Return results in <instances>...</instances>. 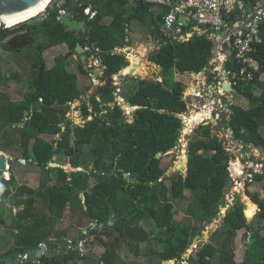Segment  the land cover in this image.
I'll return each mask as SVG.
<instances>
[{"label":"trees","instance_id":"trees-1","mask_svg":"<svg viewBox=\"0 0 264 264\" xmlns=\"http://www.w3.org/2000/svg\"><path fill=\"white\" fill-rule=\"evenodd\" d=\"M239 1L253 7L260 0ZM74 4V0H65L61 8L72 9ZM56 5V0L51 2L44 20L20 23L14 29L0 28V48L18 54L22 52V45L30 44L26 47L33 56L26 58L39 65L21 100L11 101L7 94L0 92L1 138L8 144L13 143L21 159L32 163L42 173L36 192L27 185L16 188V178L10 173L7 181L0 172V210L11 194L14 207L18 209L9 227L14 232L12 247L18 241L27 253L52 237L61 240L54 226L69 210L72 213L80 211L90 220L96 219L97 225L105 229L102 234L113 232L119 243L133 255H138L142 244L153 243L154 249H149L147 256L180 262L196 235L201 234V228L177 221L171 200H184L188 192L191 202L187 203L184 215L199 223H211L219 211L215 216L208 215L224 198L230 178L231 156L223 142L210 135L209 125H200L196 128L199 138L189 142L187 147L186 175L176 173L162 179L169 167L163 165V159L178 146L184 127L178 116L187 112L185 85L175 77L206 70L212 61L214 44L206 37H195L187 42L162 38L159 32L162 14L156 15L149 6L134 5L130 0H89L87 7L95 15L92 19L87 17V36L78 38L57 20L59 8ZM236 16L233 15L231 23ZM104 19L109 22L105 24ZM132 22L146 26L159 44V48L148 56V62L160 68L162 80L134 79L136 89L125 101L138 109L128 122L114 95L119 88L113 79L129 67L125 55L115 51L131 47L128 36ZM259 36L261 43L256 45L253 53L258 62L253 80L248 86L235 88L238 96L249 101V108L231 106L228 127L235 134V140L245 146L251 145L264 155L261 134L264 127V21L259 26ZM85 42L91 47V51H86L87 59L97 51L96 57L103 68L99 79L103 84L78 108L84 124L74 125L67 120L66 114L70 105L80 100L85 92L78 88V77L66 70V60L68 56L76 55L74 50L78 43L83 46ZM10 43L15 45V50H11ZM61 45L66 46L67 54L58 56L55 64L47 68L44 52ZM229 67L235 68L232 60L225 64L226 69ZM78 70L83 76L89 75L81 61ZM208 77L209 84L217 83V74L209 73ZM20 79L17 72L5 76L0 71L2 87ZM254 88L261 90L259 96L254 94ZM39 102L42 106L33 109ZM9 129L13 137L8 135ZM56 135L59 137L55 138ZM44 136L52 139L47 141ZM88 145L91 146L89 161L84 151ZM1 151L7 152V149ZM158 154L161 157L158 158ZM51 163L70 164L77 169L92 164L93 169L89 172L57 169V181L49 184ZM98 172L103 175L98 176ZM248 172L252 178L247 182V188L251 182L264 181V169L260 173ZM107 173H111V177H105ZM247 188L246 196L258 207L253 220L247 222L243 204L236 197L224 217L223 239L216 245L209 242L199 246L198 259L191 264H239L231 243L242 229L248 232L249 242L248 254L240 264H264V202ZM262 189L264 191V185ZM118 215L122 216L117 218ZM150 219L155 224V234L151 237L140 227L143 221ZM109 221L114 222L112 227L108 226ZM3 223L0 215V225ZM56 250L57 253L51 254ZM46 252L35 263L25 260L20 264H88L86 255L75 247L52 246ZM92 263L130 264L119 256L117 246L113 245L106 246L101 257Z\"/></svg>","mask_w":264,"mask_h":264},{"label":"rangeland","instance_id":"rangeland-1","mask_svg":"<svg viewBox=\"0 0 264 264\" xmlns=\"http://www.w3.org/2000/svg\"><path fill=\"white\" fill-rule=\"evenodd\" d=\"M51 6V4H49ZM36 19L41 20V16H36L32 19H29L28 21H25L23 23H33V21H36ZM109 20L104 19V23L107 24ZM20 24L10 27L8 29H14L19 27ZM128 39L131 42V47L125 48V49H116L115 53H122L125 55L126 59L129 60V66H132V61L128 57L129 54L134 55L140 60V64L144 65V71L142 72V79H153L156 81H161V78L159 77L160 68L155 66L154 64H151L148 62V56L156 51L159 48V44L156 40H154L151 37L150 31L146 26H141L138 22H132L131 24V33L128 36ZM30 44H25L20 47V50H22L21 53L15 54L11 51H5L2 48H0V71L3 75L8 76L11 73H19L20 74V81H12L7 87L0 86V92L5 93L9 96V99L11 101H19L23 98L24 93L29 88V82L34 77L35 73L34 71L39 68L38 64H32L28 62L27 56H33L31 51L27 49L26 46H29ZM15 45L13 44L11 46V50H15ZM26 47V48H25ZM25 48V49H24ZM217 49V47L215 46ZM24 49V50H23ZM62 47H55L52 49H48L44 52L43 61L47 68H51L55 64V59L64 53L67 54V50L64 52L62 50ZM142 49V51H141ZM146 49V50H145ZM217 54V52H216ZM75 55H70L68 58L71 59L69 62L67 58L66 62V70L68 72H73L76 69V63L73 60V57ZM76 57V56H75ZM77 58V57H76ZM32 64V65H31ZM71 65V66H70ZM85 65V64H84ZM213 65V69L216 68L219 63L218 60L211 61V66ZM88 66V64H87ZM86 66V67H87ZM95 65H93L94 67ZM100 67V63L98 68ZM72 68V69H71ZM88 68V67H87ZM212 69V70H213ZM99 70V69H94ZM130 70H133V68ZM207 70V69H206ZM205 70V71H206ZM133 74L135 72L133 71ZM192 74V73H191ZM96 79L99 84H95L92 82L91 77L85 76L83 78L80 76V81L78 83L79 89L82 92H85V95L81 97L80 100L75 101L73 104L70 105V108L67 111L66 117L68 121H71L74 125H83L84 119L81 115L80 110L78 109L83 101L87 100L89 98V95L94 93L98 86H101L103 83L101 81ZM177 81H182L185 85V91H184V98L185 101H187V112L182 116V123L184 125L181 134L187 135L186 141H182L181 143H178V146L169 153V157H165L163 159V165H169L166 175L170 177L172 174L180 173L183 176L186 175V167L185 164L182 168H178L177 164L179 163V158L185 156V162H187V147L189 142L199 138V133L196 132V128L200 125H209V131L211 136H216L220 141L223 142V145L226 148V151L229 153L230 157V163H229V174L231 179L233 180V187H232V193L229 198L227 197V202L225 206L219 210V214L213 219L211 223H199L196 222L194 219L190 218L189 216H185V208L187 203L191 202V197L188 192L185 193L184 200H171V202L174 205V212H175V219L177 221H180L190 227L198 226L201 228V234L196 235L194 238V241L189 246L188 250L183 254L182 260L180 262H174V261H160L159 258L154 256H147V252L149 249H154L152 247L153 243L149 244H142L139 247L138 255H133L128 250L119 243L118 237L113 232H108L106 234H102V232L94 234V236L89 235L88 233L91 231L96 230V224H93L92 221L86 217L83 213L80 211H77L75 213H72L71 211L67 210L64 218L62 220H59L54 228L55 232L59 237H61V240H67V241H76L78 244V251L82 255H86L88 259V264H93L92 262L98 260L101 255L105 251L106 246H117L118 254L119 256L130 264H191L192 262L195 263L198 259L197 252L199 250V246L205 245L209 242H212L213 245L218 244L223 239V236L221 232H224L225 225H224V217L227 213V211L232 207L233 203L235 202V198L237 197L238 200L245 204L244 198H247L250 203L251 200L248 198L245 193L246 191V184L247 182L251 181L249 178V170H252L255 173H260L261 167L263 168L264 165V155L262 152H260L257 149H254L251 145L245 146L243 143L235 140L230 133L227 131H221L219 128L214 125V123H203L200 124V121L205 118V112L201 111L199 114H196L195 112H198L199 104L204 101V94H207V87L209 89V77L204 75L202 72L199 74H195V76H191L188 74L184 75H176ZM204 85L202 86V80ZM114 85L118 86V90L120 92V97L116 98L119 101L121 108L124 110V114L128 117V122H131V117L133 115V109L128 108L126 105H123L120 102V99L126 100L136 89V82L134 78H130L127 76H115L114 77ZM207 85V86H206ZM88 88V90H87ZM117 90V91H118ZM116 91V92H117ZM202 94L198 96V93ZM261 93L260 89L254 88V94L256 96H259ZM227 99H224L222 102L226 105L227 114L231 113V106H239L243 109L249 108V101L242 98L241 96H238L236 92L228 94ZM202 113V114H201ZM195 116V117H194ZM196 118L193 119L192 118ZM198 117V118H197ZM90 120V119H88ZM12 130H8L9 136L11 135ZM261 134L264 137V127L261 129ZM2 135L0 134V152L7 157V163L9 164V168H11L10 172L6 171L3 173V177L5 180H7V177L10 179V175L12 174L16 178L15 187L19 188L23 185H27L32 190H37L39 187V183L42 180V173L38 167L33 165L32 163H29L27 161H24L21 159L20 153H17L16 150H14V144L13 143H7L3 138H1ZM13 137V136H12ZM55 138H58L59 135L54 136ZM18 138V137H17ZM44 138L47 141H50L52 138L48 136H44ZM180 140H182V135H180ZM238 142V145L236 144ZM1 149H7V152H2ZM85 154H87V161L90 160L89 153L91 152V146L88 145L85 147ZM184 152V153H183ZM184 154V155H183ZM17 158V159H16ZM232 162L234 164H239L240 172H238L239 175L233 174L232 171ZM253 164V165H251ZM65 166V165H64ZM90 170L93 169L92 164H90ZM48 178H49V184H54L57 181V168L51 167L48 168ZM260 170V171H259ZM7 173V176H6ZM11 173V174H10ZM166 177V178H168ZM8 181V180H7ZM264 185V181L262 183H252L247 188L250 193H257L261 200L264 202V191L262 189ZM37 192V191H36ZM84 200V196H80ZM229 201V202H228ZM40 207V206H39ZM257 207V206H256ZM18 209L14 207L13 204V194L9 195L6 198V201L3 203L0 215L3 220V224L0 225V253L2 251H5L8 248H11L14 243V236H13V230L9 227L12 223V217L13 214L16 213ZM258 212V207L256 210V213ZM255 213V214H256ZM254 214V215H255ZM215 216V213H213L210 217ZM254 217V216H253ZM246 219V218H245ZM253 219L247 220L248 223H250ZM258 223V222H257ZM256 223V227L257 224ZM259 225H262L261 223ZM140 227L143 228L147 233H149L150 237L155 234V224L153 221L145 220L140 224ZM16 229H14L15 231ZM87 230L86 236H84V240L82 242H79V239L83 235V231ZM16 232V231H15ZM248 232L244 229L239 230L237 232V236L234 239V241L231 243V249L235 253V260L237 263H242L244 260V255L247 250V244L249 242V237L247 236ZM264 235V230H263ZM50 240H56L55 238H51ZM116 242V243H115ZM199 242H201L199 244ZM53 246H57L58 248L61 245L54 244ZM67 247V246H64ZM72 250V249H70ZM47 253V252H46ZM50 253V252H48ZM57 253L56 251H51V254Z\"/></svg>","mask_w":264,"mask_h":264},{"label":"built area","instance_id":"built-area-1","mask_svg":"<svg viewBox=\"0 0 264 264\" xmlns=\"http://www.w3.org/2000/svg\"><path fill=\"white\" fill-rule=\"evenodd\" d=\"M56 1L59 21L64 13L61 5L65 0ZM130 3L147 5L156 15L162 14L159 32L161 37L168 41L187 42L195 37H206L214 44L213 56L219 65L214 69L212 65L213 70L210 73L221 75H217L216 84H210L209 89L207 87V94L203 96L197 92L198 96L204 97V101L199 104L198 112L195 113L205 112L206 117L200 124H208L212 120L228 122L230 113L227 114L226 105L222 101L231 93H226L222 85L227 83L234 93L235 88L248 86L253 80V71L258 69V62L254 59L253 53L256 45L261 43L259 26L264 21V0H260L253 7L246 6L239 0H130ZM46 9L47 7L39 14L41 20L47 18ZM236 14L235 20L231 23L233 15ZM84 15L92 19L95 14L91 13L88 7L84 9ZM230 60L234 69L225 68V64ZM88 69L93 72L95 67L91 64L88 65ZM92 72L89 73L92 82L99 84ZM221 76L224 77L223 80L220 79ZM181 135L182 140L179 139L178 143L186 141L187 135L183 133ZM6 168H9L7 163ZM263 169L264 165L261 167V170ZM249 178H252L250 174Z\"/></svg>","mask_w":264,"mask_h":264},{"label":"water","instance_id":"water-1","mask_svg":"<svg viewBox=\"0 0 264 264\" xmlns=\"http://www.w3.org/2000/svg\"><path fill=\"white\" fill-rule=\"evenodd\" d=\"M45 0H0V28L8 29L5 27L4 20L16 16H20L28 11H31L35 8H37L42 2ZM89 0H77L74 4V7L72 9H66L64 10V13L60 16L59 21L60 23L72 34H74L78 38H85L88 33V18L84 15V9L88 8ZM32 19V18H31ZM75 53L76 55L79 56L80 61H85L86 56L84 55V52L86 51H91V47L88 44V42H85L83 46L78 43L75 47ZM97 54V51L95 52V55ZM212 59H215V56H212ZM95 60H93L94 62ZM137 67V65L135 66ZM41 69L43 66L40 67ZM212 70L211 65L207 68V70L202 71L204 75H206L209 71ZM134 70H130L127 77L134 78L135 80L139 81L142 80V77L139 75H134L133 74ZM89 72H92L91 69H89ZM99 70H97L94 73V77L97 79L99 76ZM118 77L123 76L122 71L118 72L117 74ZM221 80L224 79L223 76L220 77ZM223 90L226 93H232L233 89L227 84L223 83L222 85ZM115 96L120 97V92L117 91L114 93ZM120 102L123 105H126L128 108H131L134 110L138 109V107H132L130 104H127V102L123 99H120ZM42 105L41 103H35L33 106L34 108H40ZM27 114V112L25 113ZM179 119L182 121V116H178ZM210 123H214L217 128H219L221 131H227L228 133L231 134V136L235 139V134L231 131V129L228 127V122L227 121H215L212 120ZM20 127V125H17ZM238 145V142H236ZM157 157H161V154H158ZM6 163H7V157H5L4 154L0 152V172L5 173L8 169L6 168ZM8 164V163H7ZM49 167H55L57 169H63L66 172H77V171H82V172H89L90 165H86L85 167L81 169H77L70 164L63 166L55 163L49 164ZM185 167L187 169V162H185ZM98 176H102L103 174L101 172L97 173ZM111 173H107L104 176L105 177H111ZM168 177L166 174L162 177V179H165ZM232 177L229 178L228 183L225 188L224 192V198H222L219 202V204L212 209L211 213L208 215L210 217L213 213H215L217 210L219 211L222 209L226 202H227V197H229L232 194V187L234 185L233 180L231 179ZM11 189V188H10ZM133 206V205H132ZM244 210L246 208V205L243 204ZM122 215H118L117 218H120ZM96 219L92 218V222H95ZM114 224L113 221L108 222V226L112 227ZM14 229H16V225L13 226ZM87 231L83 232V236L79 239V242H82L84 239V235L86 234ZM17 233H15L16 235ZM91 235H94L95 232H91ZM17 237V236H16ZM201 242H199L200 244ZM54 244L56 245H61V246H67L69 248L76 247L78 249V244L76 242L72 241H67V240H48L44 244L40 245L38 248H34L26 253L27 258L31 261H35L38 258H40L42 255L46 253L48 249H50ZM13 252L18 254L19 257H22L25 255L24 250L20 247V242L16 241L15 247L13 249ZM247 251L245 253V256H247ZM18 261H14L12 258L7 257L3 261H0V264H17Z\"/></svg>","mask_w":264,"mask_h":264},{"label":"bare ground","instance_id":"bare-ground-1","mask_svg":"<svg viewBox=\"0 0 264 264\" xmlns=\"http://www.w3.org/2000/svg\"><path fill=\"white\" fill-rule=\"evenodd\" d=\"M53 0H45L44 2H42L37 8H35V9H33V10H31V11H28V12H26V13H24V14H22V15H20V16H16V17H12V18H8V19H6V20H4L3 22H4V24H5V27L6 28H10V27H14V26H16V25H18V24H20V23H23V22H25V21H28L29 19H31V18H34V17H36V16H38L42 11H44V9L46 8V7H48L49 6V4H51V2H52ZM141 5V4H140ZM144 6V5H143ZM146 6V5H145ZM261 24V23H260ZM1 26V25H0ZM201 38V37H200ZM146 50V49H145ZM141 51H142V49H141ZM94 56V55H93ZM128 57L131 59V61H132V66H129L128 67V69H124L123 71H122V74H123V76H127L128 75V73H129V71H130V68L132 69L133 68V70H134V72H135V74L136 75H139L140 77H142V72H145L144 70V65H141L140 64V60L137 58V57H135L134 55H131V54H129L128 55ZM137 65V67H135ZM97 71V70H96ZM188 74V73H187ZM99 75H100V73H99ZM188 75H191V74H188ZM202 114V113H201ZM195 117V116H194ZM192 118V121H193V119H196V118ZM198 118V117H197ZM196 121H197V119H196ZM184 153V152H183ZM3 154V153H2ZM184 155V154H183ZM179 163L177 164V167L178 168H182L183 166H184V164H185V156H184V158H183V156L182 157H180L179 158ZM232 171L234 172V171H238V172H240V168H239V164H234L233 162H232ZM260 171V170H259ZM238 172H234L233 174H235V175H239V173ZM261 172V171H260ZM240 174H241V172H240ZM6 176H7V173H6ZM233 194V193H232ZM229 198V197H228ZM244 201H245V205H246V208H245V210H244V216H245V218H246V220H251L252 218H253V216H254V214L256 213V210H257V207H256V205H254L253 203H250L249 202V200H247V198H244L243 199ZM229 202V201H228Z\"/></svg>","mask_w":264,"mask_h":264},{"label":"crops","instance_id":"crops-1","mask_svg":"<svg viewBox=\"0 0 264 264\" xmlns=\"http://www.w3.org/2000/svg\"><path fill=\"white\" fill-rule=\"evenodd\" d=\"M57 47H62L63 49L62 50H64V52L67 50V52H68V49L66 48V46H64V45H61V46H57ZM55 48V47H54ZM52 49V48H51ZM214 50V49H213ZM86 54V52H84V55ZM64 55V53L63 54H61L60 56H63ZM77 58H76V57ZM74 57H73V60H74V62L76 63L75 65H76V70L75 71H73V72H69V73H72V74H75L77 77H78V83H79V81L81 80L80 79V76H82L83 78H85V76H83V75H81L80 73H79V70H78V63H79V61H80V58H79V56L78 55H75ZM86 56V55H85ZM213 56V55H212ZM70 58H68V60H69ZM93 60H95L94 62H93ZM213 60V59H212ZM71 61V59L69 60V62ZM127 61L129 62V60L127 59ZM66 62H67V60H66ZM81 63H83V67H84V69L85 70H87L88 72H89V69L87 68L88 66H87V64L88 65H91V64H93V65H95L94 67H95V69L97 68V69H99V73H100V75H98L99 77H101L102 76V74H103V68L100 66L99 68H98V66H99V63H100V60H98V58L96 57V55H94V56H91L89 59H87L86 58V60L85 61H81ZM85 64V65H84ZM210 65H211V63H210ZM209 65V66H210ZM71 66V65H70ZM87 66V67H86ZM52 67V66H51ZM72 69V68H71ZM126 69H128V68H126ZM124 70V69H123ZM122 70V71H123ZM96 72V70H94L92 73H93V77H94V73ZM90 73V72H89ZM210 73V71L206 74L207 76H208V74ZM215 74V73H214ZM221 75V73H217V75ZM205 75V76H206ZM90 76V75H89ZM117 76V75H116ZM191 76H195V74H191ZM95 78V77H94ZM98 79V78H97ZM100 80V79H99ZM162 80V79H161ZM205 80V78L202 80V86H203V81ZM78 88H79V86H78ZM117 98H119V97H117ZM116 98V99H117ZM118 100V99H117ZM119 102V101H118ZM120 105V104H119ZM7 166H9L8 164H7ZM9 180V179H8Z\"/></svg>","mask_w":264,"mask_h":264},{"label":"flooded vegetation","instance_id":"flooded-vegetation-1","mask_svg":"<svg viewBox=\"0 0 264 264\" xmlns=\"http://www.w3.org/2000/svg\"><path fill=\"white\" fill-rule=\"evenodd\" d=\"M10 46H12V44L10 43ZM68 165V164H67ZM50 168V167H49ZM115 217V216H114ZM117 217V216H116ZM92 221V220H91ZM93 224H96V230L95 231H91V232H95V234L96 233H99V232H103V230H105L104 229V227H102V226H98L97 225V223H96V221L95 222H92ZM84 231H87V230H84ZM83 231V232H84ZM91 232H89L88 234L89 235H91L90 233ZM87 233V232H86ZM83 236V235H82ZM84 236H86V234L84 235ZM91 236H94V235H91ZM84 240V239H83ZM73 242V241H72ZM74 242H76V241H74ZM16 243V242H15ZM14 247H15V245L12 247V248H8V249H6L5 251H2L1 253H0V261H3L4 259H6L7 257H9V258H12L14 261H18L17 262V264H20V263H22L23 261H25V260H29L28 258H27V255H26V253H25V255L24 256H22V257H19V255L18 254H16V253H14L13 252V249H14ZM55 247H57V246H55ZM72 248H74V247H72ZM39 259V258H38ZM37 259V260H38ZM37 260H35V261H32V262H36ZM31 261V260H30ZM11 264H13V263H11Z\"/></svg>","mask_w":264,"mask_h":264},{"label":"clouds","instance_id":"clouds-1","mask_svg":"<svg viewBox=\"0 0 264 264\" xmlns=\"http://www.w3.org/2000/svg\"><path fill=\"white\" fill-rule=\"evenodd\" d=\"M9 165V164H8ZM8 170H9V168H8ZM8 170H7V172H8ZM8 180V179H7Z\"/></svg>","mask_w":264,"mask_h":264}]
</instances>
